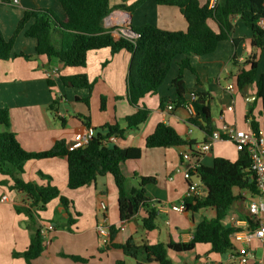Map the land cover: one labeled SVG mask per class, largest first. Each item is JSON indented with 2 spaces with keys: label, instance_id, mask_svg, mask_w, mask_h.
Returning <instances> with one entry per match:
<instances>
[{
  "label": "crops",
  "instance_id": "1",
  "mask_svg": "<svg viewBox=\"0 0 264 264\" xmlns=\"http://www.w3.org/2000/svg\"><path fill=\"white\" fill-rule=\"evenodd\" d=\"M135 1L109 0L112 10L103 20V27L113 29V37L117 38L123 35L122 31L144 24H152L165 31H186V22L177 7L157 6L154 2L147 1L132 12L116 8L118 5L129 7ZM206 1L199 0L201 4ZM32 8L51 9L63 18L58 0H20L16 6L0 1V30L5 39H9L13 34L23 11ZM208 24L216 30L212 21ZM250 37V32L244 24L237 18L234 19L233 38L241 41L238 44H233L231 40L223 41L213 53L190 59V65L198 74V85L194 75L189 71L183 73L188 90L207 94L211 124L215 130L223 123L238 130L251 129L246 120L247 104L260 102L256 96L255 86L238 90L234 84V75L242 67L245 68L244 62L252 57L258 62V72H264V49L252 48ZM34 47L35 41L25 38L22 30L15 40L13 51L15 53L26 51L32 55ZM183 58L184 56L175 57L164 83L157 92L146 95L139 101L140 107L151 111L146 122L137 130L128 132L125 139L115 141L121 148L133 147L142 150L138 160L127 161L121 165V172L135 184L136 181L138 183L139 177L155 178V183L145 187V196L149 200V207L155 208L156 211L159 206L179 204L185 199L187 182L178 172V168L181 167L180 153L186 151L187 147L146 149L145 138L160 122L171 126L185 141L199 144L208 138L201 129L188 124L190 116L185 107L166 110L167 103L171 104L175 99L172 80L176 77L178 64ZM129 60L130 54L124 50L111 54L109 49H101L88 54L84 68H67L59 61L48 60L44 56L29 60L10 58L7 61H0V107L8 110L9 131L14 133L25 151L41 152L50 149L60 140H63L69 149L78 147L88 130L104 124L117 123L123 127V120L135 112L126 101L125 80ZM50 71L57 74L56 78L51 80L53 88L47 85L46 74ZM78 74H85L90 82H94L90 95L85 89H73L70 85L67 88L62 86L60 77ZM221 80H224V83ZM228 84L234 86L232 92L226 91ZM54 95L60 97L56 103L53 102ZM88 95V106L74 100L75 97L85 98ZM101 97L106 99L104 111H100L99 108ZM161 103L163 106H160ZM231 103L233 109L228 111L226 108ZM52 104L53 109H50ZM262 114L259 112V115ZM220 115L223 116V120L220 119ZM57 117L64 120L65 126H61ZM84 118H89V129L84 126ZM217 157L235 161L238 151L229 141H217L202 156L201 164L209 167ZM39 172L49 179L39 177ZM67 176L65 158L31 160L24 164V171L20 175L23 181L39 186L48 184L54 186L60 195L70 202L65 209L58 200H54L46 205L45 210L38 212L35 222L41 232L45 229V234L42 235L45 251L32 260L31 264H116L118 261L135 264L134 260L126 258L119 249L104 250L96 229L104 215V224L107 228L118 227L113 239V243L116 244H124L130 238L136 244L145 242L153 245L169 241L186 243L191 239L197 224L203 218L208 219L202 210L193 214L186 211H157V227L145 232L137 221L145 216L143 209H139L129 221L120 223L118 192L110 175L98 177L89 185L76 190L68 189ZM199 192L201 196L205 195L200 187ZM4 195L6 200L2 201ZM242 195L246 200H237L230 210L239 217L244 216L245 203L251 199L246 192ZM100 202L106 205L104 215L99 208ZM24 206H27L25 196L12 188V181L8 176L0 174V264H26L23 257L14 256L27 249L32 233L28 226V217L16 212V207ZM212 214L215 217L214 210ZM60 253L80 257L85 259L86 263L62 258L59 256ZM168 256L174 264H231L228 253L221 255L212 253L210 246L204 244L196 245L192 253L169 252Z\"/></svg>",
  "mask_w": 264,
  "mask_h": 264
},
{
  "label": "trees",
  "instance_id": "2",
  "mask_svg": "<svg viewBox=\"0 0 264 264\" xmlns=\"http://www.w3.org/2000/svg\"><path fill=\"white\" fill-rule=\"evenodd\" d=\"M11 4V0H0ZM124 1V0H122ZM152 1L155 5L177 7L186 22L185 32L165 31L152 24L131 27L130 31L137 37L131 39L126 36L117 38L112 36L113 29H105L103 20L110 14L112 8L109 0H58L63 18L51 9H25L17 26L9 39H5L0 30V61L10 58L25 60L44 56L48 60L55 59L67 68H84L90 52L109 49L111 54L122 50L130 54L129 66L125 80L126 101L135 112L123 120V127L119 124H104L91 129L92 136L83 146L68 149L63 140L56 141L53 146L41 152H27L18 143L14 133L9 131V115L5 107H0V174L8 176L12 181V188L25 196L27 206L16 207V212L28 217V226L32 233L27 249L21 254L26 264L38 258L45 251V241L37 226L35 218L39 211H43L51 201L58 200L67 209L70 203L60 195L59 190L51 185L39 186L32 182H25L20 175L24 171V164L31 160L65 158L67 161V187L76 190L94 182L96 178L110 175L118 192V214L120 223L129 221L143 209L145 216L141 218L140 228L152 231L157 227L158 212L149 207V200L145 196V187L155 183L154 177H139L136 187L127 188L126 178L121 172V165L127 161H135L141 157L140 148H121L115 142H109L110 137L125 139L128 132L137 130L146 122L151 111L139 106V101L146 95L155 94L164 83L175 57L184 56L178 64L176 77L172 80L175 99L171 101L172 110L185 107L191 101L195 115L189 117L190 126L201 129L207 137L215 131L211 124V109L207 102V94L187 89L183 73L189 71L196 77L198 74L190 65L192 57H202L213 53L218 44L231 40L238 44L241 40L233 38L234 19H238L250 32V46L254 49H264V0H216L213 8L209 7V0L201 4L199 0H136L131 6L118 5L116 8L130 12L141 7L145 2ZM212 21L216 30L208 22ZM23 30V36L35 41L34 54L26 51L15 53L13 46L18 34ZM237 74L234 84L238 90L254 85L256 96L260 101L261 111L264 112V72H258V62L255 57L247 59ZM63 87L85 89L89 95L94 82H90L85 74L60 77ZM47 85L53 88V82L47 79ZM89 95L85 98L75 97L74 100L89 105ZM60 97L54 95L56 103ZM167 102V101H166ZM169 102V101H168ZM105 97L100 98V111L105 110ZM247 110L246 120L253 131L261 128L264 131V121L256 122L252 116L253 105ZM170 104V103H167ZM163 106V103L160 104ZM53 109V104L50 106ZM61 126H65L62 118L57 117ZM84 126L90 128L89 118H84ZM194 143L185 141L178 133L165 123H158L153 132L145 138L144 147L190 149ZM250 159L246 151H239L235 161L225 158H214L211 166L202 164L194 171L201 177L199 186L204 196H194L182 200L184 211L191 214L204 209H213V219L203 218L196 226L191 239L186 243L136 244L128 239L124 244L113 243L118 227L110 226L106 249H119L126 258L135 264H174L168 253H187L193 251L196 245L210 246L215 254H225L234 250L230 234L232 228L223 225L222 220L228 218L234 202L245 201L243 192L251 198L256 194L253 173L249 170ZM38 176L49 179L38 173ZM130 207V208H129ZM131 210V212L129 211ZM73 262L86 263L85 259L77 256L59 254ZM116 264H124L122 261Z\"/></svg>",
  "mask_w": 264,
  "mask_h": 264
},
{
  "label": "built area",
  "instance_id": "3",
  "mask_svg": "<svg viewBox=\"0 0 264 264\" xmlns=\"http://www.w3.org/2000/svg\"><path fill=\"white\" fill-rule=\"evenodd\" d=\"M19 2L20 0H11V4L14 6L18 5ZM215 4L216 0H210L209 7L213 8ZM260 26L264 28V23L261 22ZM122 34L131 39L137 37L130 29L122 31ZM56 75L55 71H50L46 74V78L53 80L56 78ZM225 89L227 92H232L234 86L228 84ZM185 108L190 117L195 115V110L191 101L187 102ZM226 109L232 111V103ZM166 110L171 111L172 105L168 104ZM220 119L223 120L222 115H220ZM91 136L92 131L88 130L82 140V144L79 146L87 144ZM115 141V137L109 138V142L114 143ZM217 141H229L234 145L236 151L247 152L250 159L249 170L254 175L256 187L255 196L245 203L244 216L239 217L234 213H230L227 218L229 227L232 228L230 234L231 241L238 245L237 248L234 246L233 251L228 252L229 261L231 264H264V131L262 129H259L257 132L252 129L238 130L233 126L223 123L206 141L193 144L190 149L181 152V167L178 168V172L182 174L187 182L185 198L200 196L199 186L192 181L195 175L193 173L201 165L202 156L207 153L211 149L212 144ZM1 200H6V196H2ZM99 208L104 215L106 212L105 203L100 202ZM170 210L174 212H183L184 206L182 203L165 204L157 208L158 212H167ZM104 223L105 215L96 229L102 244L106 245L108 243L109 230ZM41 233L44 235L45 229H43Z\"/></svg>",
  "mask_w": 264,
  "mask_h": 264
},
{
  "label": "rangeland",
  "instance_id": "4",
  "mask_svg": "<svg viewBox=\"0 0 264 264\" xmlns=\"http://www.w3.org/2000/svg\"><path fill=\"white\" fill-rule=\"evenodd\" d=\"M260 56V55H259ZM258 56V57H259ZM221 82H223L224 83V80H221ZM253 104V103H252ZM261 109V107H260V103L259 102H257L255 105H253V109H252V116L255 118V120H256V122H258V123H262L263 121H264V113L262 114V115H259V112L261 111L260 110ZM136 181V180H135ZM138 182H139V180H138ZM126 187L127 188H130V187H136L137 185H138V183H137V181H136V184H135V182L132 180V179H127L126 178ZM132 185H135V186H132ZM200 212V211H199ZM201 212H205L204 213V216L205 217H207L208 219H210L211 217H213L214 218V215L212 214V212H213V209H210V208H208V209H204V210H202ZM230 213H231V211L228 213V215L227 216H229L230 215ZM141 218L142 217H140L139 219H137V221L139 222V225H140V222H141ZM222 223H223V225H226V226H229V221H228V219L227 218H225L224 220H222ZM232 243H233V245L237 248L238 247V245L235 243V242H233L232 241ZM187 253H192V251L191 252H187ZM133 262V261H132Z\"/></svg>",
  "mask_w": 264,
  "mask_h": 264
},
{
  "label": "water",
  "instance_id": "5",
  "mask_svg": "<svg viewBox=\"0 0 264 264\" xmlns=\"http://www.w3.org/2000/svg\"><path fill=\"white\" fill-rule=\"evenodd\" d=\"M107 17H108V16H107ZM248 106H249V103L247 104V108H248ZM192 181L195 182L198 186H201V185H202V183H201V177H200V175H198V174H195V175L193 176ZM129 208H130V207H129ZM129 211L131 212L130 209H129Z\"/></svg>",
  "mask_w": 264,
  "mask_h": 264
}]
</instances>
